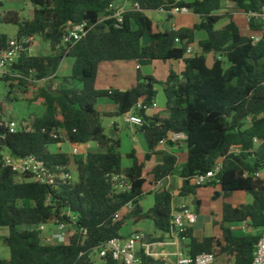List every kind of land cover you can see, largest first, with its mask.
<instances>
[{
	"label": "trees",
	"instance_id": "1",
	"mask_svg": "<svg viewBox=\"0 0 264 264\" xmlns=\"http://www.w3.org/2000/svg\"><path fill=\"white\" fill-rule=\"evenodd\" d=\"M29 1L34 6L32 19L23 21L19 13L11 11L4 15L3 22L18 27L17 38L40 39L50 49L20 59L11 68V75L2 79L12 82L10 94L15 82L25 93L34 88L31 101L40 102L45 112L30 122V132L11 133L0 128V147L18 157L42 160L56 175L71 172L70 167L75 166L77 180L57 179L55 185L19 181L11 169L0 167V227L9 231L2 238L9 257L0 256V264H95L94 250L111 239L122 238L127 221L152 222L163 234L155 241L173 236L175 195L168 189L156 192L154 204L147 210L141 200L147 185L158 186L175 174L178 156L163 154L162 161L147 175L146 163L139 160L136 151L122 153V139L106 134L103 118L123 117L131 111L147 118L140 131L149 157L158 154L160 142L170 134L186 135L183 143L187 159L180 171V197L196 198L199 189L208 187H220L224 198L240 192L252 197L251 203L224 204L219 235L198 237L192 227L180 232V241L188 242L183 251L192 257L214 253L217 259L228 256L234 258V264H251L261 238L254 230H264V20L250 18V34L246 35L231 14L220 12L224 2H233L246 15L260 14L264 0ZM118 1L137 2L140 9L128 11L122 23L103 20L114 14L116 10L110 11V5ZM174 7L190 9L199 22L193 28L159 30L147 15L156 10L169 13ZM225 18L228 23L217 29ZM83 23L91 28L88 35L64 45L67 29ZM198 32L206 33V38L198 41L200 52L187 56ZM257 34L263 38L254 44L251 36ZM145 35L150 37L147 45ZM11 39L0 34V52ZM211 53L215 65L208 68L206 60ZM67 58L73 60L69 77H63L56 88L38 86L44 80L60 79L58 73ZM169 60L182 61L184 69L181 74L171 72L163 84L166 118L147 116L156 102L158 82L140 71L131 90L95 88L101 63L134 61L140 69ZM101 99H109L116 106L115 112L98 111ZM139 103L142 108L137 109ZM4 115L1 108L0 122L7 120ZM64 143H95L99 150L86 158L49 150ZM169 145L174 146L172 142ZM233 146H241L242 152L230 154ZM124 157L129 161L126 167ZM220 162L221 172L215 181L207 186L193 183L195 176L207 173ZM121 173L126 174L132 188L116 194L111 177ZM195 200V211L199 213L202 202ZM58 221L66 222L73 230L68 244L46 245L37 231L28 229ZM243 223L251 228L248 233L226 226ZM139 255L142 264H167L146 256L144 251ZM101 261L119 264L111 257Z\"/></svg>",
	"mask_w": 264,
	"mask_h": 264
},
{
	"label": "built area",
	"instance_id": "2",
	"mask_svg": "<svg viewBox=\"0 0 264 264\" xmlns=\"http://www.w3.org/2000/svg\"><path fill=\"white\" fill-rule=\"evenodd\" d=\"M140 6L137 2L128 3L125 1H118L110 5V11H114L113 15H108L103 20H117L118 23L123 22L124 15L131 10H139ZM164 11V10H162ZM168 13V12H167ZM191 13V10L186 7H174L168 13L170 15H187ZM248 20L252 17H256L260 20H264V10L260 14L247 15ZM69 26H73L70 24ZM90 27L86 24L74 25L67 29V33L64 37V45L72 44L81 41L86 37L90 31ZM262 35L251 36V41L257 44L262 40ZM180 42L179 39L176 40ZM59 49V47H58ZM42 51V46L37 44L33 38L21 36L19 38L11 39L8 42V46L5 50L0 52V75L5 77L11 75V68L14 64L24 57H32L37 52ZM196 52L192 47L187 50V56H192ZM31 73H33L31 71ZM16 77L26 79L20 74H16ZM32 76V75H31ZM45 81V80H44ZM156 102L152 108H156ZM142 108L141 103L138 104L137 109ZM125 123L132 130H140L145 125L144 116L136 114L134 111L127 113L124 116ZM251 123V118L247 121V124ZM0 128H6L11 133L17 131L30 132L31 124L24 122L17 124L10 120L0 122ZM186 135L170 134L168 138L162 140L160 145H166L169 142L175 143L178 141H185ZM70 144V143H69ZM72 150L70 155L73 157H84L90 153L91 143L89 144H70ZM242 152L241 146H233L230 154L239 155ZM0 167L11 169L18 176L19 181L37 182L40 184L55 185L57 179L60 181L74 180L71 172H62L61 175H56L42 160L37 159L34 156L18 157L13 155L7 148L0 147ZM222 164L218 163L212 170L205 174L197 175L193 178V183L197 186H207L211 182L215 181L219 173L221 172ZM62 171V169H60ZM113 190L116 194L127 192L132 188V184L129 181L125 173L116 174L111 177ZM198 222V215L190 208L184 206L180 211L173 212L172 225L176 230L173 231V242L164 243L157 241L155 244H151L147 241L145 234L141 232H135L127 238H114L107 243L101 245L94 250L92 256L97 259H103L111 257L119 264H142L139 253L144 251L146 256L154 259H162L167 264H217V258L214 253H202L195 257L187 255L182 249H178L173 254H164L158 252L155 247L166 246H178L179 233L184 232L187 228L193 227ZM28 229L35 230L39 233L41 241L46 245H64L70 242V238L73 234V230L69 224L64 221H58L50 224H40L30 226ZM251 230L247 223L240 225V231L248 233ZM171 258H175V263H171ZM251 264H264V232L261 234V238L258 241L253 260Z\"/></svg>",
	"mask_w": 264,
	"mask_h": 264
},
{
	"label": "rangeland",
	"instance_id": "3",
	"mask_svg": "<svg viewBox=\"0 0 264 264\" xmlns=\"http://www.w3.org/2000/svg\"><path fill=\"white\" fill-rule=\"evenodd\" d=\"M17 12L19 13L21 19L23 21H27L32 19L33 12H34V6L29 0H0V34L7 35L9 38H17L18 34V27L13 24H6L3 22V17L8 12ZM221 15L228 16L232 15L235 18V21L238 23L241 31L248 35V16L243 13L241 10H239L235 3L233 2H224L222 11L220 12ZM148 17L153 21L156 27H159L160 29L163 28L165 25L168 30L171 29V25L174 23V20H169L168 13L162 10H156V11H148L147 12ZM228 18L223 19L218 25L217 29L223 28L228 23ZM197 36L199 38H206V33L199 32L197 33ZM37 44L42 45V50L46 51L49 50L50 47L47 43L42 42L40 39L37 40ZM194 51L199 52L198 45L192 46ZM72 64L73 60L70 58H67L63 61L60 70H59V78L58 80H48L38 83V86H51L52 88L58 87V85L61 82V79L63 77H69L72 72ZM136 65H138L134 61H119L115 63H109V64H102V67L100 68V71L98 73V77H96L97 85H104L107 86H116L121 87L122 85L124 87H132L131 83V75L129 73L132 72V74L137 73ZM123 67V73H108L104 71V69L111 68L108 70H111L113 68ZM183 69V65L181 61L177 60H169V61H155L151 65L142 66L141 74L145 77H153L158 84L156 85L157 89V97H156V109H158L161 113L166 110V98L163 91V84L168 80V77L170 76L171 72H175L176 74H180ZM11 83L12 82H5L1 75H0V115H1V108L5 111L4 117L7 120L13 121L17 124H22L24 122H33L35 117L42 116L45 112L44 106L40 102H32L31 100L34 97V93L36 90L34 88H28L27 93L23 92L24 88H20L18 83L15 82L13 94H10L11 92ZM104 101H107V99H101L99 100L98 109H100L101 104H103ZM103 110H107L106 104L102 107ZM116 121L120 128V138H122V153H130L133 148L138 147V151L141 148L142 150H146V145L144 141V137L140 132H135L134 130L130 129L127 124L124 121L123 117H115V118H109L105 117L103 118V124L106 129V134L108 136H113L114 130L111 128L112 122ZM181 143L183 141H178L174 143L175 147L173 150L174 153H176L179 156L183 155V147H180ZM92 150L90 152H94L99 150L98 145L95 143H91ZM166 148L170 149L173 148L169 143L165 145ZM51 152H58L62 151L64 153L70 154L72 148L70 144L64 143L62 146H51L49 148ZM163 155L159 154L156 156L157 161H162ZM123 165L126 167L129 165V161L124 157L123 159ZM71 173L73 175V179L77 180V173H76V167L71 166L70 167ZM261 177L264 178V172L261 174ZM162 188H170L171 190H174L175 188L171 186V184L166 183L158 188H151L147 186L146 188V194L143 196L141 200L142 207L147 210L151 208L154 204V194ZM217 188V194H213L208 192L206 189L202 188L199 189L197 192V196L190 197L189 199H186V203L189 207L192 208V210L197 214V212L193 209L192 202L195 199H198L202 202V207L200 208V218L204 220L205 222V228L204 231L200 232L199 236H212V235H219L221 232V225H222V211L223 206L225 203H231V204H237L241 205L244 203H251L252 197L243 194H237L233 198H224L222 192L219 190V187ZM184 200L177 197L175 202L176 203H182ZM213 213V222L210 224L208 222L209 216ZM151 222L143 221L138 224L133 223L132 221H127L125 226L123 227L121 231L122 236L128 235L130 232L133 231H147V228ZM231 227L232 229L238 231L240 230V225H226ZM9 231L8 228L0 227V256L6 257L8 255V249L2 244V238L6 235H8ZM254 233L259 235L263 233L262 229L254 230ZM188 242L185 241L183 244L181 243V248L183 250L185 244ZM95 264H103L101 259H96ZM234 264V258L223 256L220 261H217V264Z\"/></svg>",
	"mask_w": 264,
	"mask_h": 264
},
{
	"label": "crops",
	"instance_id": "4",
	"mask_svg": "<svg viewBox=\"0 0 264 264\" xmlns=\"http://www.w3.org/2000/svg\"><path fill=\"white\" fill-rule=\"evenodd\" d=\"M168 18H169V20H174V23L171 25V29H173V30H178V29H181V28H193L194 26H195V24H197L198 22H199V17L198 16H196L193 12H191V13H189V14H187V15H171V17H170V14H168ZM235 19V18H234ZM237 23V22H236ZM238 24V23H237ZM155 25V24H154ZM156 27V26H155ZM159 30H164V29H167V27L164 25L163 26V28L162 29H160L159 27H157ZM199 33V32H198ZM250 34V31H249V27H248V35ZM257 35H262V34H257ZM203 38H199L198 36H197V34H196V43L195 44H193V45H191V47L192 46H195V45H198V41H200V40H202ZM198 50H199V52H200V49H199V47H198ZM195 52H197V51H195ZM119 62V61H118ZM130 62V61H129ZM109 63H115V62H104V63H101V65L99 66V71H100V68L102 67V64H109ZM181 63H182V65H183V69H184V64H183V62L181 61ZM73 65V64H72ZM108 69H111V68H107V69H104V71H106V72H108L109 74L110 73H112V74H115V73H123V67H118V68H113L112 69V72H111V70H108ZM141 69L142 68H140L139 69V66L138 65H136V70H137V73H136V75L135 74H132V72L131 73H129L130 75H131V83H129V84H132V87H124L123 85L121 86V87H116V86H107V87H105L104 85H97V82L95 81V88L97 89V90H110V89H113V90H120V91H128V90H131V89H133L135 86H136V83H137V75H138V71H140V73H141ZM183 69H182V71H183ZM99 71H98V73H99ZM181 71V72H182ZM181 74V73H180ZM98 75V74H97ZM58 77H59V74H58ZM98 77V76H97ZM148 77V76H147ZM97 79V78H96ZM106 104V106H107V110H103L102 109V107L104 106ZM98 105H99V102L97 103V106H96V108H97V110L98 111H100V112H102V113H113V112H115V110H116V106L109 100V99H107V101H104L103 102V104H101V106H100V109H98ZM155 115H157V116H160V117H162V118H166L167 116H168V114L166 113V110H164V112H160L158 109H156V108H152L150 111H148L147 112V116H155ZM128 126V125H127ZM129 127V126H128ZM111 128L114 130V134H113V136L115 137V138H117V139H122V138H120V131H121V128H120V126H119V124L116 122V121H114V122H112V124H111ZM130 128V127H129ZM131 129V128H130ZM135 131V130H134ZM135 132H140L142 135H143V132L142 131H140V130H136ZM143 137H144V135H143ZM145 141V140H144ZM184 142V141H183ZM174 144V143H173ZM145 145H146V143H145ZM59 146H62V145H59ZM180 147H183V155L182 156H179V155H177L178 156V158H179V163H178V165H177V168H176V172H175V174L172 176V177H170V178H167V179H165L164 181H162L161 182V184H159L158 186H150V185H147V186H149V187H151V188H158V187H161L162 185H164L165 183H166V185L169 183V184H171V186L172 187H174L175 189L174 190H171L170 188H162V189H159L158 191H162V190H164V189H168V190H170L174 195H175V197H174V200H173V212L174 211H180L181 210V208L182 207H184V206H186V207H188V208H190V209H192L191 207H189L188 206V204L186 203V199H189L190 197H188V198H182V197H180L179 195H178V191H179V189L181 188V186H182V179H181V177H180V171H181V168H182V165L186 162V159H187V155H186V149H185V145H184V143H181V145H180ZM92 148V147H91ZM138 147H135V148H133L132 150H135L136 151V156L139 158V160L140 161H144L145 163H146V169H145V174H149L152 170H153V168L158 164V163H160L159 161H157L156 160V156L157 155H159V154H173L174 152H173V150H175L174 148L175 147H173V148H170V149H168V148H166L165 147V145H160L159 146V148H158V154H154V155H152L151 157H148V151H147V147H146V150L145 149H139L140 151H138V149H137ZM127 154V153H126ZM175 154V153H174ZM147 179H148V181H151V178L150 177H148L147 176ZM147 188V187H146ZM204 189H206L208 192H210V193H213V194H217L216 192H217V188L216 187H208V188H204ZM219 190L221 191V189H220V187H219ZM157 191V192H158ZM145 192H146V190H145ZM237 194H243V195H245V196H247L246 195V193H235L234 195H232V197L231 198H233L235 195H237ZM177 197H179V198H181L182 200H184L182 203H176L175 202V200H176V198ZM192 204H193V209L195 210V204H196V200H194L193 202H192ZM244 204H247V203H244ZM232 205H237V204H232ZM240 205V204H239ZM202 207V206H201ZM201 210V209H200ZM197 215H198V222H197V224L195 225V226H193L192 228L194 229V231H195V234H196V236H198V237H205V236H199L198 234L200 233V232H202V231H204V228H205V222H204V220H203V218L201 219L199 216L201 215L200 214V212L199 213H197ZM212 216H213V213H212V215H210L209 216V220H208V222L211 224L212 222H213V218H212ZM135 232H141V231H133V232H130L128 235H126V236H122L123 238H127V237H129V236H131L133 233H135ZM263 232H264V230H263ZM141 233H143V234H145V236H146V238H147V241L149 242V243H151V244H155V242H157V241H155V239H158V238H160V237H162L163 236V234L161 233V232H159V231H157V229L155 228V226H154V224L151 222L150 224H149V226H148V228H147V231H144V232H141ZM212 236H214V235H212ZM173 240H174V237L172 236L171 238H166L164 241H162V242H164V243H168V242H173ZM181 241H179V244H178V246L176 245V246H166V247H155V249L160 253V252H163L164 254H173V253H175L179 248L180 249H182L181 248ZM183 244V243H182ZM9 257V251H8V255L6 256V257H3V258H8ZM222 257H220V258H218V260L217 261H220V259H221ZM171 263H175V258H171ZM218 264H219V262H218Z\"/></svg>",
	"mask_w": 264,
	"mask_h": 264
},
{
	"label": "water",
	"instance_id": "5",
	"mask_svg": "<svg viewBox=\"0 0 264 264\" xmlns=\"http://www.w3.org/2000/svg\"><path fill=\"white\" fill-rule=\"evenodd\" d=\"M149 42H150L149 35H145V37H144V44L147 45V44H149ZM206 65H207L208 68H213L214 67V65H215V58H214V54L213 53H211V54L208 55L207 60H206ZM144 119L147 122V118L145 116H144ZM175 230L176 229L173 228V231H175Z\"/></svg>",
	"mask_w": 264,
	"mask_h": 264
}]
</instances>
